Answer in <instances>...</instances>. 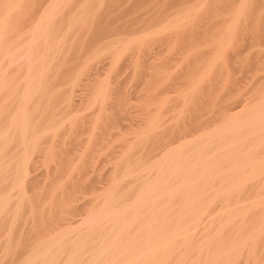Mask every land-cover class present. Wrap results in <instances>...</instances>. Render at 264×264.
Segmentation results:
<instances>
[{
	"label": "bare ground",
	"instance_id": "6f19581e",
	"mask_svg": "<svg viewBox=\"0 0 264 264\" xmlns=\"http://www.w3.org/2000/svg\"><path fill=\"white\" fill-rule=\"evenodd\" d=\"M263 43L264 0H0V264H264Z\"/></svg>",
	"mask_w": 264,
	"mask_h": 264
},
{
	"label": "rangeland",
	"instance_id": "374dc122",
	"mask_svg": "<svg viewBox=\"0 0 264 264\" xmlns=\"http://www.w3.org/2000/svg\"><path fill=\"white\" fill-rule=\"evenodd\" d=\"M259 32V31H258ZM257 32V33H258ZM254 34H256L255 32H253ZM260 33V32H259ZM258 33V34H259ZM251 50V51H250ZM253 50H254V48L253 47H251V48H249V51H250V53H248L250 56L248 57V64H247V66H243V69H239L237 72H235L234 73V75H233V77L235 78V79H240V78H242V77H246V78H248L247 80H249V84H248V86L250 87V85L252 84L251 82H253L255 79H256V77H257V75H258V77L257 78H259V79H261L260 81H262V78H264V72H262L261 70L260 71H258L257 72V75L256 76H254L253 75V73H252V66L250 65V63L251 62H253ZM258 50L259 51H261V52H263L264 51V43L261 45V46H259L258 47ZM249 69V70H248ZM240 71H241V73H240ZM246 72V73H245ZM251 77H254L253 78V80H250V78ZM251 83V84H250ZM249 90V89H248ZM251 91V90H250ZM248 92V94H249V98H251V97H253V96H255V93L253 92V91H251V92ZM252 94H253V96H252ZM251 96V97H250Z\"/></svg>",
	"mask_w": 264,
	"mask_h": 264
}]
</instances>
